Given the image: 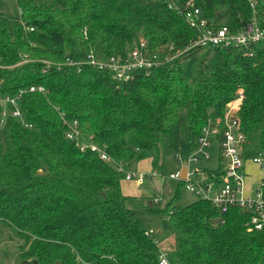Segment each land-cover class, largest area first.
Returning <instances> with one entry per match:
<instances>
[{"label":"trees","instance_id":"1","mask_svg":"<svg viewBox=\"0 0 264 264\" xmlns=\"http://www.w3.org/2000/svg\"><path fill=\"white\" fill-rule=\"evenodd\" d=\"M184 4L187 0H176ZM196 0L202 15L241 28L255 17L264 28V0ZM20 19L0 21V98L16 97L25 120L1 125L0 226L11 229L22 261L38 264H158L160 247L137 216L154 204L125 196L128 166L166 147L185 114L189 154L209 120L225 117L240 91L238 117L246 134L244 158L264 160V41L241 48H195L128 81L111 71L66 64L93 56L99 63L126 57L143 38L165 61L196 33L160 0H16ZM31 28L33 31H31ZM204 51L199 76L187 62ZM46 62L51 63L47 66ZM43 86L47 93L30 92ZM78 122L82 141L106 147L113 162L82 152L66 138ZM123 164L125 172L119 171ZM218 177L222 168L205 169ZM264 184V167L262 168ZM184 185V182H179ZM180 187V186H179ZM264 195V188H263ZM179 189L159 213L174 236L172 264H264V230L251 213H221L198 198L180 207ZM221 219V223L213 221Z\"/></svg>","mask_w":264,"mask_h":264},{"label":"built area","instance_id":"2","mask_svg":"<svg viewBox=\"0 0 264 264\" xmlns=\"http://www.w3.org/2000/svg\"><path fill=\"white\" fill-rule=\"evenodd\" d=\"M160 1L167 4L169 9L174 10L179 16L183 17L189 27L196 33V37L188 47L176 49L173 44L170 45L172 56H168L165 61H162L156 54H152L149 51L148 43L142 38L139 44H135L126 57H112L105 62L99 63L93 56H89L85 61L75 62L69 60L66 64L78 66L79 71L83 66L108 70L111 71L116 80L128 82L133 78L135 72L159 68L164 62L178 58L195 48L203 50L241 48L252 43L264 41V28L258 24L255 17L241 28H235L229 24L223 25L217 22H210L202 15L201 9L196 4V0H187L184 4H178L176 0ZM249 1L252 4L253 10H255V1ZM31 31H33L32 28ZM46 64L48 67L52 65L49 62H46ZM29 91L47 93V89L43 86H32L29 88ZM26 92L27 90H21L16 97L6 96L0 98V104L3 106L1 113L2 126L8 117H12L21 121L26 128H33L25 120L24 114L19 108L20 99ZM243 100L244 93L240 91L237 98L228 105L223 120L221 118L209 120L208 125L202 130L198 141V149L186 158L178 155L179 159L187 160L188 162L186 176L183 177V172H178L175 175H171L170 179L184 182L188 191L200 198L210 200L223 214L233 208L250 212L252 214L250 221L252 228L257 231H263L264 184L261 181L260 186L255 190L253 195L248 196L246 190V169L249 161H251V164L262 169L264 167V160L262 156L250 158L249 160L244 158L243 153L247 137L241 128V120L238 117V110ZM66 138L74 142L76 147L82 152L91 150L98 154L103 161L115 163L106 152V147L82 141L77 121L70 124ZM214 148L219 152V159L224 161V166H219L224 173L220 181L217 180L218 177H209L205 169L197 167L202 160L211 159V152ZM118 169L125 172L123 164L118 165ZM125 173L127 181L136 180L142 183L146 179L144 174L129 171ZM159 202L160 200H157L155 203L158 204ZM158 264H172L169 252H160Z\"/></svg>","mask_w":264,"mask_h":264},{"label":"rangeland","instance_id":"3","mask_svg":"<svg viewBox=\"0 0 264 264\" xmlns=\"http://www.w3.org/2000/svg\"><path fill=\"white\" fill-rule=\"evenodd\" d=\"M58 5H63V0H55ZM20 19L16 0H0V21L6 20L14 23ZM219 23L228 24L226 15L219 19ZM204 51L194 56L187 62L186 75L189 78L199 76L198 64ZM189 148L186 144V125L185 114L182 116L181 123L173 133L169 144L162 147L158 153H154V159H144L131 164L128 167L129 172L144 174L146 179L139 183L133 180L134 184L129 185L126 179H123V189L127 194H134L136 197L148 201L153 206L154 211L138 210L137 216L145 229L154 238L160 247V252H171L174 249V236L171 232L168 218L159 213L165 205L175 195L179 189V199L176 205L186 207L194 203L199 196L186 189V185H180L179 181L170 179L171 175L183 172L188 168L187 160L179 159L178 155L185 156L189 154ZM219 152L216 148L211 152L210 160H202L198 168L217 169L220 165L224 166V161L219 159ZM251 162V161H249ZM248 163V162H247ZM195 168V166H193ZM263 172L260 167L249 164L246 169V190L250 196L261 184ZM180 186V187H179ZM160 200L158 204L155 202ZM23 241L16 237V234L9 228L0 226V264H22L21 246Z\"/></svg>","mask_w":264,"mask_h":264},{"label":"water","instance_id":"4","mask_svg":"<svg viewBox=\"0 0 264 264\" xmlns=\"http://www.w3.org/2000/svg\"><path fill=\"white\" fill-rule=\"evenodd\" d=\"M185 176H186V170L183 171V177H185ZM213 223L214 224L221 223V219L214 220ZM22 264H38V262L37 261H23ZM57 264H59V263H57Z\"/></svg>","mask_w":264,"mask_h":264},{"label":"crops","instance_id":"5","mask_svg":"<svg viewBox=\"0 0 264 264\" xmlns=\"http://www.w3.org/2000/svg\"><path fill=\"white\" fill-rule=\"evenodd\" d=\"M148 159H150V161L153 160V158H148ZM135 164H136V163H135ZM249 164H251V163L249 162ZM249 164H248V165H249ZM248 165H247V166H248ZM128 167H129V166H128ZM122 183H123V182H122ZM122 183H121V186H122ZM128 184L131 185V184H134V182H132V181H128ZM122 192H123V194H124L125 196L136 197L134 194H127V193L124 191L123 186H122ZM247 195L250 196L249 193H247ZM137 198H140V196H138ZM165 252H166V251H165Z\"/></svg>","mask_w":264,"mask_h":264}]
</instances>
